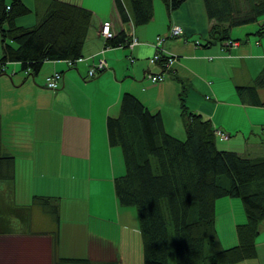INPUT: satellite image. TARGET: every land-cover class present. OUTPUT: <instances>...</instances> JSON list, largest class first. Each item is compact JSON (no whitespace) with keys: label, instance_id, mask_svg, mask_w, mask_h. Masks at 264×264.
I'll use <instances>...</instances> for the list:
<instances>
[{"label":"crops","instance_id":"1","mask_svg":"<svg viewBox=\"0 0 264 264\" xmlns=\"http://www.w3.org/2000/svg\"><path fill=\"white\" fill-rule=\"evenodd\" d=\"M49 1L22 0L28 12L15 23L33 25ZM66 1L91 11L81 59H47L31 75L20 61L1 60L0 42V150L13 158L12 176L0 178L6 179L0 183V264H52L53 252L143 264L136 210L118 204L114 193V177L123 167L119 147L108 143L107 118L118 114L122 94L130 92L160 114L168 133L183 139L182 104L228 131L230 148L264 155V77L249 87L264 72V32L255 31L264 14L247 22L254 27L245 31V42L235 36L247 23L234 26L229 36L234 44L225 39L206 44L213 20L203 0H183L171 10L152 0L150 19L138 25L121 20L115 0ZM103 20L110 21L111 37L123 32L127 41L106 45L99 33ZM173 24L181 26L180 35L169 34ZM157 34L163 36L165 60L150 61ZM131 35L138 40L133 46ZM97 56L107 67L90 76ZM54 70L61 73L59 86L45 87V75ZM158 72L164 75L152 82L148 74ZM33 196L47 197L57 220ZM217 215L226 226L219 238L233 243V219ZM230 231L232 239L225 237ZM259 233L255 247L264 264V219Z\"/></svg>","mask_w":264,"mask_h":264},{"label":"trees","instance_id":"2","mask_svg":"<svg viewBox=\"0 0 264 264\" xmlns=\"http://www.w3.org/2000/svg\"><path fill=\"white\" fill-rule=\"evenodd\" d=\"M151 1L115 3L122 21L138 25L150 19ZM162 1L171 10L183 0ZM203 2L207 17L213 20L206 44L226 40L231 27L256 21L264 14V0ZM27 12L22 0H0L1 60H18L35 75L44 60L81 56L90 10L66 0H50L33 25H17L16 17ZM255 31L264 32V22H259ZM125 41L120 32L106 38L105 44ZM263 77L264 72L249 87L262 84ZM181 107L183 139L168 133L160 114L151 113L130 92L122 94L118 114L106 121L108 143L119 147L123 167L114 177V193L118 204L136 210L143 264H259L255 238L264 219V155L222 148L217 126L200 113ZM225 133L230 139L229 132ZM2 165L7 171L0 168V178L11 177L13 158L0 150ZM222 196H239L246 219L233 223L234 242L229 245L219 238V228L226 227L217 222L216 203ZM47 199L33 196V203L41 204L57 220L56 208L54 204L46 206ZM52 232L54 245L57 235ZM108 263L54 252L52 256V264Z\"/></svg>","mask_w":264,"mask_h":264},{"label":"built area","instance_id":"3","mask_svg":"<svg viewBox=\"0 0 264 264\" xmlns=\"http://www.w3.org/2000/svg\"><path fill=\"white\" fill-rule=\"evenodd\" d=\"M99 33L104 38L110 36L111 31H110V21L109 20H103L102 21L100 29H99ZM181 33H182V28L178 24H173L169 29L170 35H180ZM162 40H163V36H157L155 38L154 46H155L157 52H155L149 58L150 61H155V60L159 59ZM137 42H138L137 38L135 36H133L131 43H130V46H133ZM79 59H81L80 56L73 59V60H70V59L69 60H70V62H73V61L79 60ZM168 60H169V58H168ZM104 66H107L106 60L104 59V57H99L96 61L92 62L91 65L89 66L88 75L94 76L95 74L98 73L97 71L102 69ZM163 75H164V72H158V73H154V74L150 73V74H148V77L150 78V80L152 82H155V81L161 79ZM60 76H61V74L59 71H53L51 73H48L47 75H45V77L43 79V85L47 86L49 88H52V89L57 88L59 86L58 82H59ZM216 133H218L219 135H224L227 137V134L225 133V131L223 129L221 130L218 126L216 128Z\"/></svg>","mask_w":264,"mask_h":264},{"label":"rangeland","instance_id":"4","mask_svg":"<svg viewBox=\"0 0 264 264\" xmlns=\"http://www.w3.org/2000/svg\"><path fill=\"white\" fill-rule=\"evenodd\" d=\"M248 25V26H247ZM254 27L253 23H247L245 25L242 26V32L241 34H238L236 35L235 37H238L242 40V42H245L246 41V34H245V31H248V30H251L252 28ZM234 26L231 27L230 29V34L233 36V34L235 33V31L233 30ZM258 28V26L256 27V29ZM157 36H162V35H159L157 34L155 36V38ZM196 38L200 39V35L198 34H195L194 35ZM250 36V35H249ZM132 35L130 36V40L128 42V45L130 46V43H131V40H132ZM230 38V37H229ZM228 40H231L229 39ZM239 40V39H238ZM101 56V55H100ZM99 58V56L96 57V60ZM107 66H104L102 69L98 70L97 72H101L102 70H104ZM56 71V70H54ZM53 72V71H52ZM97 73V74H98ZM95 74V75H97ZM47 87V86H45ZM218 126V125H216ZM217 137V140L219 142V145L222 147V148H230L229 144H227V141L229 140L228 137L224 136V135H218L216 136ZM228 145V146H227ZM6 179H0V183L3 184L5 182ZM216 214H220V216H223V217H231L233 219V222L236 224V223H243L246 221L245 219V213H244V208H243V204H242V200L239 196H222V197H219L217 198V205H216ZM234 218L236 220H234ZM222 223V221H220V224ZM220 230L219 231H222V228H219ZM225 230V228H224ZM225 237H231V231H230V234L228 233H225ZM260 238V233L256 235V240ZM232 239V237H231ZM225 245H229L231 244L230 243V240L229 241H224ZM0 252H2V250H0ZM1 257V256H0ZM258 260V259H257ZM248 261H251V260H248ZM254 262V260H253Z\"/></svg>","mask_w":264,"mask_h":264}]
</instances>
